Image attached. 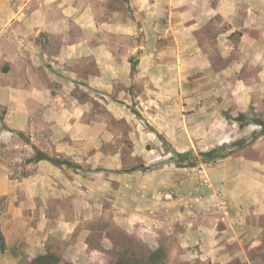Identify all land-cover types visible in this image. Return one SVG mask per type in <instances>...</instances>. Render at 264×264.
I'll list each match as a JSON object with an SVG mask.
<instances>
[{
	"label": "rangeland",
	"instance_id": "1",
	"mask_svg": "<svg viewBox=\"0 0 264 264\" xmlns=\"http://www.w3.org/2000/svg\"><path fill=\"white\" fill-rule=\"evenodd\" d=\"M24 1L0 0V9ZM229 1L156 0L154 18L136 15V33L99 37L118 53L140 45L132 55L154 57L149 75L117 79L90 57L43 58L31 64L35 78L24 79L0 62L8 81L45 87L28 106L0 105V179L11 184L0 194L2 257L16 258L12 264H264V242L249 262L227 248L230 259L202 255L199 225L215 221L224 234L235 221L217 175L223 165L251 160L253 175H264V24L239 27L241 11L232 25ZM236 1L253 9L252 19L263 18L254 10L264 0ZM199 17L191 30L183 27ZM38 37L44 51H59L58 36ZM11 218L25 239L10 250L1 225ZM25 249L45 254L29 259Z\"/></svg>",
	"mask_w": 264,
	"mask_h": 264
},
{
	"label": "crops",
	"instance_id": "2",
	"mask_svg": "<svg viewBox=\"0 0 264 264\" xmlns=\"http://www.w3.org/2000/svg\"><path fill=\"white\" fill-rule=\"evenodd\" d=\"M163 1L173 6L187 3L184 0ZM229 2L231 4H228L226 13L229 23L235 25L242 11L243 23L239 27H252L254 23L262 28L264 7L254 10L259 11V16H263L256 20L251 17L252 8H241L237 6L236 0ZM156 3V0H124L122 5L114 4L111 0H26L15 8L4 7L0 9V37L4 45H0V62L8 63L11 69L18 67L21 71L20 77L24 79L35 78L31 72V64L41 63L43 58L69 63L90 57L98 64L100 72L111 71L117 79L129 78L130 73L139 76L140 71L149 75V64L155 62L154 57L152 58L149 52L139 54L137 58L132 55L139 51L140 45H133L129 49L122 48L118 53L115 50L116 44L113 45L111 40L99 37L102 34L111 36L110 32L131 35L136 33L139 20L136 15L144 11L154 18ZM200 20L201 17L195 18L191 23H184L183 27L191 30L193 24L200 23ZM154 29L156 28L153 27ZM39 34H46L48 38L58 36L59 51H44L42 38L36 39ZM9 72L10 70L0 72V105L28 106L34 97L45 94L42 82H27L23 86H17L13 81H8ZM111 77L113 78V75ZM254 165L251 160L245 159L227 161L217 173L228 198L233 201L231 209L235 221L232 226L224 229V234L222 227L218 226L221 224L215 221L209 224V221L205 220L199 225L204 242L202 255L211 256L213 259H230L228 255H223L226 251L224 248H227L233 258L249 262L252 248L264 242V175H253ZM207 172L215 177L210 171ZM10 185L1 178L0 194L11 190ZM16 221L11 218L1 225L5 243L10 245V250L17 240L25 239L22 233H13L17 226ZM224 237H227V243L223 242ZM184 239L187 240L186 237ZM8 249L4 251L8 253ZM24 251L29 259L45 254L38 249H35V254L30 249ZM4 256L2 257L0 250V264L17 262L16 258L8 259Z\"/></svg>",
	"mask_w": 264,
	"mask_h": 264
},
{
	"label": "trees",
	"instance_id": "3",
	"mask_svg": "<svg viewBox=\"0 0 264 264\" xmlns=\"http://www.w3.org/2000/svg\"><path fill=\"white\" fill-rule=\"evenodd\" d=\"M259 124L264 128V121L259 122ZM207 154V153H206ZM205 154V155H206ZM47 158V157H46Z\"/></svg>",
	"mask_w": 264,
	"mask_h": 264
}]
</instances>
